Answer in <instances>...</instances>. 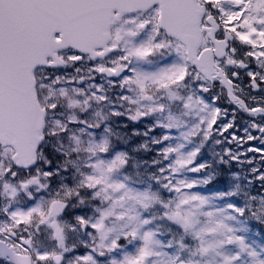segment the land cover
Listing matches in <instances>:
<instances>
[{"label":"snow or ice","instance_id":"snow-or-ice-1","mask_svg":"<svg viewBox=\"0 0 264 264\" xmlns=\"http://www.w3.org/2000/svg\"><path fill=\"white\" fill-rule=\"evenodd\" d=\"M0 264H264V0H0Z\"/></svg>","mask_w":264,"mask_h":264}]
</instances>
